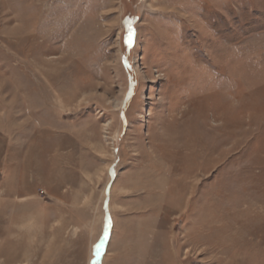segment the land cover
<instances>
[{
  "label": "rangeland",
  "instance_id": "374dc122",
  "mask_svg": "<svg viewBox=\"0 0 264 264\" xmlns=\"http://www.w3.org/2000/svg\"><path fill=\"white\" fill-rule=\"evenodd\" d=\"M0 264H264V0H0Z\"/></svg>",
  "mask_w": 264,
  "mask_h": 264
},
{
  "label": "snow or ice",
  "instance_id": "6c2138e0",
  "mask_svg": "<svg viewBox=\"0 0 264 264\" xmlns=\"http://www.w3.org/2000/svg\"><path fill=\"white\" fill-rule=\"evenodd\" d=\"M128 42L131 43V31H130V34H129Z\"/></svg>",
  "mask_w": 264,
  "mask_h": 264
}]
</instances>
